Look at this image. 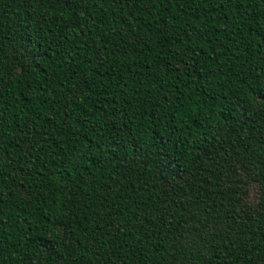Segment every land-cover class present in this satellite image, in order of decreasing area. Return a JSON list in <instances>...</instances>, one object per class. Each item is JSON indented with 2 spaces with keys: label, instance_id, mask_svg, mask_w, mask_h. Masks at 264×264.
<instances>
[{
  "label": "trees",
  "instance_id": "16d2710c",
  "mask_svg": "<svg viewBox=\"0 0 264 264\" xmlns=\"http://www.w3.org/2000/svg\"><path fill=\"white\" fill-rule=\"evenodd\" d=\"M0 264H264V0H0Z\"/></svg>",
  "mask_w": 264,
  "mask_h": 264
}]
</instances>
